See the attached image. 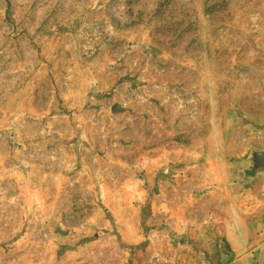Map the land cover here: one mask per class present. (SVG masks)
I'll return each instance as SVG.
<instances>
[{"label":"rangeland","instance_id":"374dc122","mask_svg":"<svg viewBox=\"0 0 264 264\" xmlns=\"http://www.w3.org/2000/svg\"><path fill=\"white\" fill-rule=\"evenodd\" d=\"M255 152L264 0H0V264H127L234 216L250 238Z\"/></svg>","mask_w":264,"mask_h":264},{"label":"crops","instance_id":"0c3cea01","mask_svg":"<svg viewBox=\"0 0 264 264\" xmlns=\"http://www.w3.org/2000/svg\"><path fill=\"white\" fill-rule=\"evenodd\" d=\"M260 216L264 218L263 214ZM263 220H256L257 230L250 238L236 216L202 229H188L180 239L176 237L166 253L154 254L145 243L144 249L129 255L127 264H264ZM259 227L263 231H259ZM222 241L228 245L229 253L220 249Z\"/></svg>","mask_w":264,"mask_h":264},{"label":"water","instance_id":"95a60500","mask_svg":"<svg viewBox=\"0 0 264 264\" xmlns=\"http://www.w3.org/2000/svg\"><path fill=\"white\" fill-rule=\"evenodd\" d=\"M250 172L252 174L264 172V152H255L252 155V167Z\"/></svg>","mask_w":264,"mask_h":264},{"label":"trees","instance_id":"16d2710c","mask_svg":"<svg viewBox=\"0 0 264 264\" xmlns=\"http://www.w3.org/2000/svg\"><path fill=\"white\" fill-rule=\"evenodd\" d=\"M220 249L223 250L224 252H228L229 253V248L228 245L226 244L225 241H222V243L220 244Z\"/></svg>","mask_w":264,"mask_h":264}]
</instances>
